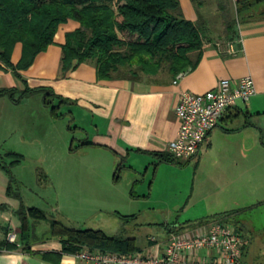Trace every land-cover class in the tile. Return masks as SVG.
Segmentation results:
<instances>
[{"label": "rangeland", "instance_id": "1", "mask_svg": "<svg viewBox=\"0 0 264 264\" xmlns=\"http://www.w3.org/2000/svg\"><path fill=\"white\" fill-rule=\"evenodd\" d=\"M193 4L209 18L215 35L222 34L224 26L215 0H195ZM70 26L77 23L62 27ZM4 102L11 103L8 99ZM54 104L60 106L57 100ZM51 107L44 105V94L36 93L11 111L3 119L6 126L0 127V163L12 160L7 152L22 155L20 163L11 168L17 183L14 188L25 206L39 208L48 217L30 219L35 243L55 238L49 224L54 219L69 228L102 229L112 236L133 238L141 250L136 252L148 253L152 247L163 246L176 228L223 217L264 199L261 133L259 138H212L198 161L159 164L156 170L150 165L139 174L121 169L116 180L118 159L84 144L83 129L90 130L91 120L76 111L74 116L69 114L66 105L57 109L63 116L54 118ZM129 162L143 165L138 160ZM8 180V174L0 169V194ZM230 225L234 223L230 221Z\"/></svg>", "mask_w": 264, "mask_h": 264}, {"label": "crops", "instance_id": "2", "mask_svg": "<svg viewBox=\"0 0 264 264\" xmlns=\"http://www.w3.org/2000/svg\"><path fill=\"white\" fill-rule=\"evenodd\" d=\"M228 1L231 14H235L237 0ZM215 2L217 7V0ZM179 3L184 18L196 21L202 15L209 21L201 7L195 8L193 0H179ZM263 4L259 5V13L238 24L234 42H223L225 37L220 33L216 36L217 31L211 28L213 33L204 44L198 65L178 79L163 72L140 80H101L91 61L78 65L62 76L60 45L65 41L66 33L77 27H62L70 21L58 30L56 43L39 54L33 65L22 72L23 80L11 71L0 69V88H14L17 90L16 94L25 90L27 85L30 88H50L54 94L68 100L65 105L69 108V114L74 116L76 111L80 117L91 120L90 130L83 129L87 138L85 140L90 142L87 145L114 155L118 159L116 169L120 165L118 173L121 169H126L139 174L143 167L147 171L150 165H154L156 170L159 164H173L157 162L154 153L168 152L167 145L177 134L179 124L175 106L183 92L201 94L214 88L223 78H229L235 83L244 76H251L255 94L248 101L237 100L225 111L218 124L208 132L198 154L192 158L198 161L202 148L212 144V138H259L260 133V138H264V13H260L264 11ZM20 55L21 47L17 45L12 61L16 63ZM36 93L44 94L36 91L23 96L18 102L7 96H0V127L6 126L3 119L11 111L18 109L24 99L31 98ZM46 97L44 94V105H47ZM4 99L11 103L4 102ZM192 159L184 161L185 164ZM130 160L142 161L143 165L129 162ZM0 200V205L3 204L0 208L2 242L7 241L9 233L19 235L20 220L15 213L18 202L7 196L6 189L0 194ZM239 210L232 211L234 213L224 219L220 216L219 219L228 220L229 225L232 221L233 228L248 241L242 250L241 264H264V199L245 204ZM240 212L248 216L242 217ZM255 212L258 214L252 215ZM214 220L218 219L213 218L209 222ZM185 228L188 226H184ZM61 246L58 238L41 243H35L32 239L31 251H26L22 246L12 250L0 249V264H86L71 255H63L55 263L44 260L38 254L59 251Z\"/></svg>", "mask_w": 264, "mask_h": 264}, {"label": "trees", "instance_id": "3", "mask_svg": "<svg viewBox=\"0 0 264 264\" xmlns=\"http://www.w3.org/2000/svg\"><path fill=\"white\" fill-rule=\"evenodd\" d=\"M263 2L237 0L235 14H231L229 1L217 0L220 21L224 26L222 35L226 39L223 42H234L238 24L259 13V5ZM70 21L76 22L77 27L66 33L65 41L60 45L61 75L91 61L101 80H140L163 72L175 78L198 65L204 44L213 33L211 23L202 15L196 21L184 18L179 0H0V69L11 71L23 80L22 72L33 65L39 54L56 43L58 30ZM17 45L21 47V55L14 63L12 54ZM36 91L50 96L52 101L46 97L45 103L52 105L54 118H61L63 114L57 113V109L68 100L54 94L50 88H30L27 85L18 98H15L16 89L0 88V96H8L18 102ZM55 100L60 106L54 104ZM89 143L84 141V144ZM5 155L12 160L8 164L1 162L0 169L9 176L7 196L20 202L15 211L20 220V231L17 241H2L0 249L12 250L22 246L31 251L34 234L30 219L41 221L48 220V217L39 208L25 206L20 192L14 188L17 183L11 168L20 163L22 155L12 151ZM154 155L157 162L185 164L169 152ZM119 167L114 175L116 180ZM232 213H225L223 217ZM219 218L216 219L221 220ZM207 221L201 220L188 227ZM222 222L228 224V220ZM49 224L51 236L58 238L62 246L59 251L38 253L47 261L58 263L63 255H71L84 247L120 253L141 251L133 238L112 236L102 229L69 228L54 219ZM183 229L181 226L173 231Z\"/></svg>", "mask_w": 264, "mask_h": 264}, {"label": "built area", "instance_id": "4", "mask_svg": "<svg viewBox=\"0 0 264 264\" xmlns=\"http://www.w3.org/2000/svg\"><path fill=\"white\" fill-rule=\"evenodd\" d=\"M181 76L178 74L176 79ZM255 91L253 78L244 76L235 83L223 78L214 88L201 94L183 92L175 106L179 127L167 151L182 161L195 157L225 111L237 100L248 101ZM16 240V233L7 235L8 242ZM247 243L231 225L214 220L171 233L163 246L152 247L148 253L84 247L71 256L86 264H241L242 250Z\"/></svg>", "mask_w": 264, "mask_h": 264}]
</instances>
